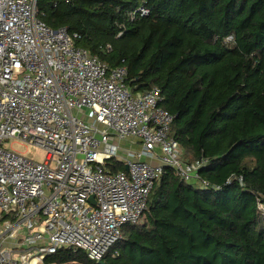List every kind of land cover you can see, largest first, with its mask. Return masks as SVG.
<instances>
[{
    "label": "trees",
    "instance_id": "16d2710c",
    "mask_svg": "<svg viewBox=\"0 0 264 264\" xmlns=\"http://www.w3.org/2000/svg\"><path fill=\"white\" fill-rule=\"evenodd\" d=\"M51 29L111 68L133 92L161 90L184 163L167 167L119 256L61 250L44 264H264V0H39ZM145 8L148 15L132 13ZM233 36L232 42H226ZM125 171L117 164L113 172ZM242 178V182L240 179Z\"/></svg>",
    "mask_w": 264,
    "mask_h": 264
},
{
    "label": "built area",
    "instance_id": "2783aa9c",
    "mask_svg": "<svg viewBox=\"0 0 264 264\" xmlns=\"http://www.w3.org/2000/svg\"><path fill=\"white\" fill-rule=\"evenodd\" d=\"M40 12L39 0H0V264H44L61 250L116 258L123 227L139 224L164 169L205 187L206 162L182 161L158 87L133 92L125 68L91 56ZM13 139L45 161L5 149ZM124 142L141 148L123 151ZM117 164L125 171L114 173Z\"/></svg>",
    "mask_w": 264,
    "mask_h": 264
},
{
    "label": "rangeland",
    "instance_id": "374dc122",
    "mask_svg": "<svg viewBox=\"0 0 264 264\" xmlns=\"http://www.w3.org/2000/svg\"><path fill=\"white\" fill-rule=\"evenodd\" d=\"M122 147L124 148L123 151L127 149L133 152H137L141 148V146L137 144L133 147H130L129 143H125V142L122 144ZM4 148L11 150V151L18 152L21 155L25 156L26 158L31 159L38 163H43L46 159L45 152L41 150L40 148L27 144V143H23L15 139L6 141L4 143ZM133 225L136 226L138 224H133Z\"/></svg>",
    "mask_w": 264,
    "mask_h": 264
},
{
    "label": "water",
    "instance_id": "95a60500",
    "mask_svg": "<svg viewBox=\"0 0 264 264\" xmlns=\"http://www.w3.org/2000/svg\"><path fill=\"white\" fill-rule=\"evenodd\" d=\"M90 201L95 202V201H94V197H91Z\"/></svg>",
    "mask_w": 264,
    "mask_h": 264
}]
</instances>
